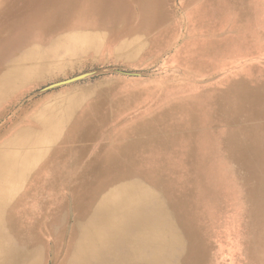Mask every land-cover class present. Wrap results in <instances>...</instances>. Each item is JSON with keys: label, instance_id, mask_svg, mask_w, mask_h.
<instances>
[{"label": "rangeland", "instance_id": "rangeland-1", "mask_svg": "<svg viewBox=\"0 0 264 264\" xmlns=\"http://www.w3.org/2000/svg\"><path fill=\"white\" fill-rule=\"evenodd\" d=\"M232 1L0 0V264H264V0ZM105 111L156 115L105 152Z\"/></svg>", "mask_w": 264, "mask_h": 264}, {"label": "crops", "instance_id": "crops-1", "mask_svg": "<svg viewBox=\"0 0 264 264\" xmlns=\"http://www.w3.org/2000/svg\"><path fill=\"white\" fill-rule=\"evenodd\" d=\"M219 4L221 3H229V0H216ZM234 4H236L235 6H239V2H241V0H233L232 1ZM220 8V6H218ZM236 7V8H237ZM198 45H196L198 48L194 49V51L196 52H204L202 54H205L207 52H212V45L213 44H205V40H202L197 43ZM201 45V46H200ZM206 45V46H205ZM141 93L135 91H130L128 94L125 95V97L119 102V106H125L131 102L136 101V98L140 95ZM154 115H150L149 117H144L141 120H137L133 125H128L122 129L119 130V122H123L125 121V119L123 120V118H120L122 116H118L117 114H110L108 112L105 111V119H103L100 115V117L102 118V123L101 125L98 127L101 128V126H103L105 124V139L107 138V140L105 141V152L108 151V149H110V146H112L115 143H118L120 140L122 139H126L125 137H135V135L132 133L133 128H135L139 123L146 121V120H150ZM119 120V122H118ZM118 123V124H117ZM117 124V125H116ZM96 129V131L98 130ZM95 131V133H96Z\"/></svg>", "mask_w": 264, "mask_h": 264}, {"label": "water", "instance_id": "water-1", "mask_svg": "<svg viewBox=\"0 0 264 264\" xmlns=\"http://www.w3.org/2000/svg\"><path fill=\"white\" fill-rule=\"evenodd\" d=\"M89 76V74H84V75H81V76H78V77H75V78H72V79H69V80H66V81H63V82H60V83H56L54 85H51L45 89H51V88H54V87H57V86H61V85H65V84H70V83H73L77 80H80V79H83L85 77Z\"/></svg>", "mask_w": 264, "mask_h": 264}]
</instances>
